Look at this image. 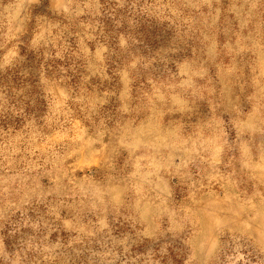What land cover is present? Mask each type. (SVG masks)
<instances>
[{"label":"rangeland","instance_id":"obj_1","mask_svg":"<svg viewBox=\"0 0 264 264\" xmlns=\"http://www.w3.org/2000/svg\"><path fill=\"white\" fill-rule=\"evenodd\" d=\"M0 264H264V0H0Z\"/></svg>","mask_w":264,"mask_h":264}]
</instances>
